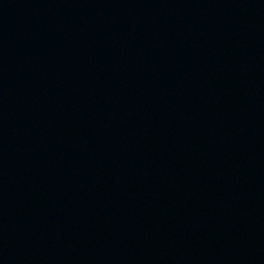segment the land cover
I'll return each mask as SVG.
<instances>
[{
  "label": "water",
  "instance_id": "obj_1",
  "mask_svg": "<svg viewBox=\"0 0 264 264\" xmlns=\"http://www.w3.org/2000/svg\"><path fill=\"white\" fill-rule=\"evenodd\" d=\"M0 264H264V0H0Z\"/></svg>",
  "mask_w": 264,
  "mask_h": 264
}]
</instances>
